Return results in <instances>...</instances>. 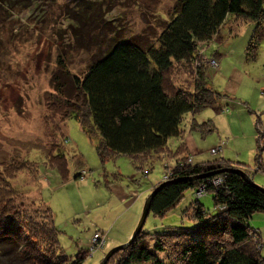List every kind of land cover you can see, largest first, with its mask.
I'll return each mask as SVG.
<instances>
[{"label": "trees", "instance_id": "1", "mask_svg": "<svg viewBox=\"0 0 264 264\" xmlns=\"http://www.w3.org/2000/svg\"><path fill=\"white\" fill-rule=\"evenodd\" d=\"M86 2H77L66 16L79 19L82 24L84 20L86 26L100 22L103 30L105 21L98 19ZM17 3L22 1L0 0V9ZM263 3L264 0H175L169 18L156 34L150 36L144 30L129 37L108 38L99 48L101 53L82 70H73L58 55L47 97V108L57 117L47 120L45 115L42 132L48 147L46 164L56 168L63 179L69 177L63 144L67 137L62 129L66 119L74 117L90 137H97L96 150L101 161L126 154L146 174L161 154L175 155L176 162L169 167L171 175L167 178L172 181L153 195L149 212L164 214L180 200L186 188L193 186L195 191L201 183H205L206 192L214 190L213 207L222 206L205 209L200 197H194L192 213L197 222L192 227H169L155 237L141 229L104 264H264L258 231L247 221L253 211L264 210V190L233 171L188 178L223 167L240 168L251 177L247 164L219 155L183 164L188 150L181 149L184 152L178 155L169 143L171 136L181 137L185 132V120L204 133L214 129L211 119L195 122L192 118L191 123L188 117L208 106L221 108V99L228 97L226 92L215 89L208 77L207 59L212 56L219 67V51L210 53L209 47L204 48L224 24L252 21L245 50L247 56H254L264 38ZM68 27L78 48L83 47L78 38L88 30L84 27L80 32L72 22ZM225 108L228 111L226 105ZM260 124L257 117L255 126ZM256 158L262 164L260 157ZM25 169L38 174V162L28 158L1 162L0 239L14 246L15 258L24 264H80L84 253L70 261L59 252V230L50 206L38 198L29 205L23 204L24 193L10 178ZM82 175L78 173L76 177ZM213 177H219L221 183H207ZM150 238H154L152 246ZM160 251L167 253V260L159 257Z\"/></svg>", "mask_w": 264, "mask_h": 264}, {"label": "rangeland", "instance_id": "2", "mask_svg": "<svg viewBox=\"0 0 264 264\" xmlns=\"http://www.w3.org/2000/svg\"><path fill=\"white\" fill-rule=\"evenodd\" d=\"M18 1L22 3L11 8L5 5L4 9H0V166L1 162L11 158H28L38 162V174L25 169L10 178L12 184L24 193L21 199L23 204L29 205L38 198L49 205L59 230V252L67 255L70 261L82 252L85 257L80 264H97L108 249L131 236L139 221L144 200L152 190L145 191V188L150 183L155 182L153 188L157 182L167 180L171 175L169 167L175 164L176 157L174 154H161L154 159L146 174L138 170L126 154L101 161L96 150L97 137H90L79 121L70 117L62 129L67 137L63 144L70 169L69 177L63 179L56 168L44 162L48 149L42 133L45 115L48 116L47 120L51 116L57 117L47 108L51 71L56 69L60 54L73 70L79 71L96 54L101 53L99 48L104 47L106 43L102 42L108 38H119L120 35L129 37L144 30L150 36L156 34L161 23L169 18L175 0ZM86 1L98 14V19L105 21L103 30L98 25L100 22L97 25L90 22L86 26L84 20L82 24L81 20L66 16L77 2L87 4ZM71 22L79 31L85 26L84 29L88 30L78 38L83 47L78 48L79 43L74 33L70 32L68 25ZM252 29V21L231 26L226 23L216 37L206 44L204 49L209 47L208 52L214 49L219 51L220 64L218 67L216 59L208 57L211 67L208 77L215 89L226 92L228 97L221 99V108L208 106L193 114L210 111L209 114L219 122L220 130L216 126L206 138L195 132L199 142L203 141L202 150L206 148L211 158L224 155L222 152L226 146L225 152L230 150V153H234L237 146L244 150L248 145L242 135L250 140V144L252 142L255 148L247 157V152H244L242 162L247 164L254 182L264 187V38L256 54L247 56L245 47ZM225 105L228 111L237 113V123L224 119L223 115L228 113ZM188 117L192 123V115ZM257 117L261 119L259 129L255 126ZM48 123L52 125L50 120ZM190 131L188 128L181 137L169 138L170 148L178 155L183 154L181 149L189 151L185 134ZM213 139L216 141L208 147ZM256 155L262 164H259ZM192 159V154L188 153L183 164ZM78 173L83 175L76 177ZM114 185L128 193L131 189L141 192L130 204L127 201L131 196L122 200L115 192ZM195 188H186L180 200L164 214L149 212L142 230L155 237L169 227H192L197 222L192 213ZM213 195L214 190H209L200 196L199 201L205 209L213 210ZM247 221L251 228L258 231L260 252L264 256V210L253 211ZM96 228L105 231L107 243L90 254V238ZM153 242L154 238H150V246ZM14 249L8 240L0 239V264H24L15 258ZM157 253L167 260L166 252Z\"/></svg>", "mask_w": 264, "mask_h": 264}, {"label": "crops", "instance_id": "3", "mask_svg": "<svg viewBox=\"0 0 264 264\" xmlns=\"http://www.w3.org/2000/svg\"><path fill=\"white\" fill-rule=\"evenodd\" d=\"M221 62H223V58L221 59ZM211 67H209V69H210ZM228 95V94H227ZM229 110V109H228ZM228 113H226L225 115H223L224 116V119L225 118H227V120L230 122V120L232 119V120H234V122L235 123H237V117H236V115H237V113H235L233 110L232 111H227ZM210 113V111H204L203 113H201V114H199V115H192V118H193V120L195 121V122H202V121H204V120H207V119H211L212 120V125H213V127H214V130L216 129V126H217V130H220V125H219V122L217 121V119L215 118V117H213L212 116V114H209ZM239 113V112H238ZM246 122L248 123L249 122V119L247 118L246 119ZM190 124H189V122H187V125L185 126V128H186V130L189 128V129H191V131L190 132H187L185 135H186V139H185V141H186V143H187V146H188V149H189V151H188V153H191L192 154V158H193V160H195V161H200V160H205V159H210L211 157L209 156V152H208V150L205 148L204 150H202V142H199V137H198V139H197V135H195V132H197L198 133V135L200 134V136H202L203 138L205 137H208L209 135L208 134H210L211 132H212V130L210 131V133L208 132V133H204V132H202V130H200V129H197V128H195V127H191V126H189ZM185 130V131H186ZM251 130V129H250ZM234 137H237L238 138V136H236V135H234ZM242 137L244 138V142L245 143H247V147H244V150L241 148V146H237V148H235V151H234V153H230V150H228V151H226L225 152V150L227 149V146L224 148V150H223V152L222 153H224V155H222V156H224V157H228V158H233V159H237V160H239V161H242V155H244V152H247L246 153V157L248 156V154L250 153V151H252L254 148H255V146L252 144V142H251V144H250V140L249 139H246V136H243L242 135ZM249 137H251V136H249ZM207 141V140H206ZM214 141H216V139H213V140H210L209 142V145H208V147L210 146V145H212L213 144V142ZM207 147V148H208ZM244 162V161H243ZM155 183V182H154ZM154 183H150V185H148V187L147 188H145L146 190L145 191H147L148 189H149V191L152 189V185L154 184ZM114 190H115V192L120 196V198H122V200L123 199H125L126 197H129V196H131V198H130V200L129 201H127V203H132L133 201H134V199L135 198H137L138 197V195L140 194V192L141 191H139L138 189H131L130 191H129V193L128 192H125L123 189H122V187H120V186H117V185H114ZM112 188V187H111ZM112 190H113V188H112ZM129 195V196H128ZM126 203V204H127ZM131 231V230H130ZM129 234H130V232H129ZM128 234V235H129ZM128 235H127V237H128ZM106 236V235H105ZM126 237V238H127ZM123 239H125V238H123ZM115 242L116 241H120V240H114ZM106 243H107V241H106V237H105V242H104V244H103V246L102 247H104L105 245H106ZM102 247H100V248H102Z\"/></svg>", "mask_w": 264, "mask_h": 264}, {"label": "water", "instance_id": "4", "mask_svg": "<svg viewBox=\"0 0 264 264\" xmlns=\"http://www.w3.org/2000/svg\"><path fill=\"white\" fill-rule=\"evenodd\" d=\"M221 171H233V172H237L239 174H241L246 180H248L249 182L261 187L260 185H258L257 183H255L253 181V179H251V177L242 169L237 168V167H223L220 168L219 170H214V171H210V172H202L199 174H196L194 176H188V178H192V177H204L210 174H214V173H218ZM172 180H164L162 182H160L159 184H157L155 187L152 188V190L148 193V195L146 196L143 206H142V212L139 218V221L135 227V229L133 230L131 236L124 242L119 243L117 245L112 246L110 249H108V251L105 252V254L103 255V257L101 258V260L97 263V264H104L105 261L110 257V255L116 251L119 250L121 248H124L125 246H127L132 239L134 238V236L142 229V226L144 224V221L146 219V216L148 215L149 211H150V204H151V199L153 197V195L157 192V190L164 184H166L167 182H170ZM264 190V187H261Z\"/></svg>", "mask_w": 264, "mask_h": 264}, {"label": "built area", "instance_id": "5", "mask_svg": "<svg viewBox=\"0 0 264 264\" xmlns=\"http://www.w3.org/2000/svg\"><path fill=\"white\" fill-rule=\"evenodd\" d=\"M215 148H217V146ZM215 148H212V151H215ZM206 181H207V183L212 182L214 185H218L221 183V179L219 177H213V178L206 180ZM200 187H203V189H201ZM205 192H206V185H205V183H201L199 185V187L194 191V197H196V198L200 197ZM215 208L221 209L222 206L217 205ZM215 208H213V209H215ZM105 234H106L105 231L101 228H96L93 231L92 236L90 238V247H89L90 254L93 252L94 249L100 248L103 246V244L105 242Z\"/></svg>", "mask_w": 264, "mask_h": 264}]
</instances>
